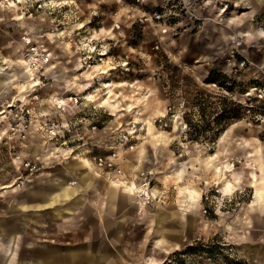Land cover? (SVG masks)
<instances>
[{
  "label": "rangeland",
  "instance_id": "1",
  "mask_svg": "<svg viewBox=\"0 0 264 264\" xmlns=\"http://www.w3.org/2000/svg\"><path fill=\"white\" fill-rule=\"evenodd\" d=\"M165 2L161 35L142 15ZM249 6L0 0V264L12 231L15 264H259L264 206L245 208L250 180L264 178V97L254 92L264 67L253 63L264 42ZM51 124L63 127L54 143ZM112 154L115 171L96 165ZM83 161L99 180L64 220L33 232L25 202ZM117 180L133 199L110 195Z\"/></svg>",
  "mask_w": 264,
  "mask_h": 264
},
{
  "label": "crops",
  "instance_id": "2",
  "mask_svg": "<svg viewBox=\"0 0 264 264\" xmlns=\"http://www.w3.org/2000/svg\"><path fill=\"white\" fill-rule=\"evenodd\" d=\"M244 2L248 3L250 6L247 8L249 11L247 12L246 16L252 15L259 16L260 23L257 25L258 29L257 31H254L253 35L257 38L258 45L261 46L264 42V37L261 36V32H264V0H222V3L224 5H241ZM242 9H240L241 11ZM247 18V17H246ZM246 18L244 20H246ZM257 18V19H258ZM264 36V35H263ZM249 60L252 59L250 56L248 58ZM255 65H258V67L262 66L264 67V61H253ZM1 85V84H0ZM68 158V157H67ZM87 161H83L82 169L75 170H69L66 175L64 173L60 174L58 177H55L52 179L54 182L50 186L47 187L46 190H43L40 195V201H32V202H25V206H23L22 210L27 208H31V216L28 219L29 222H32L31 229L33 232L41 233V226L48 225L51 222L59 223L62 220L65 219L66 214L71 213L76 209V203L79 199H83L84 194H82L83 189H86L88 186L95 183V181H98L100 176L98 173L92 171L87 167L86 164ZM260 174L261 176L264 175V168H260ZM230 174V173H229ZM71 177L70 179L68 177ZM231 176V175H230ZM232 178L237 177L235 176V173L232 172ZM264 178H258L255 180L256 183L253 182V180H250L251 187L254 188V200L250 205H248L245 208V214H247L249 211L254 212L259 208V206H264V194L262 189L264 190ZM237 180H235L234 184ZM119 182H124L122 180H117L114 182H110L108 184L109 193L111 196L115 197L118 194H121L124 197H128L133 199L134 195L130 192H127L125 190H120L116 184ZM258 182V183H257ZM126 183V182H124ZM128 184V183H126ZM12 185H6L2 186L3 188H10ZM235 185H233L234 188ZM228 188V187H227ZM257 188V189H255ZM257 191H260L259 196H261V199L258 198ZM249 210V211H248ZM65 214V215H64ZM246 216V215H245ZM246 220V219H245ZM25 222L24 224H26ZM23 224V225H24ZM24 225V226H25ZM60 225L59 229L61 230V233L63 231V228ZM17 233L12 231L9 235V242L7 245V248L5 250V259L3 264H15V241L17 239ZM48 249H44L42 254L46 253ZM253 256L255 257L257 255V260L259 261V264H264V254L261 255V257L256 254L255 251L252 252ZM244 256H248V253H244ZM260 257V258H259ZM58 264H65L63 260H60Z\"/></svg>",
  "mask_w": 264,
  "mask_h": 264
},
{
  "label": "built area",
  "instance_id": "3",
  "mask_svg": "<svg viewBox=\"0 0 264 264\" xmlns=\"http://www.w3.org/2000/svg\"><path fill=\"white\" fill-rule=\"evenodd\" d=\"M134 1H135L136 6H138L142 3V0H134ZM169 10L170 9H168V2H165L162 5H160L159 11H155V12H153L151 14H147V15L143 14L142 19L144 21H148L149 23H151L155 28H158V31L161 35H165L168 33V29H169L167 19H166V17H167L166 15L168 14ZM114 27L119 28V24L115 23ZM243 43H244V41L242 38L237 39L235 42V45H234L235 49L240 48L243 45ZM35 52L36 51H32V53L29 54V57L31 59L34 58V57H32V55L36 54ZM41 56H42V58L44 57V55H41ZM35 60H37V59H35ZM44 62H46V60ZM245 62H246L245 59H243V61L240 62L242 67L245 65ZM32 64H33V62H32ZM254 92H256L258 98L263 99V97H264V82L262 84H260L257 88H255ZM28 114H29L28 111H26V115H28ZM11 116L12 115L9 114L7 120L11 119L12 118ZM19 125H21V124H19ZM18 126H17V123L13 122V124H10L9 127H10V130L12 132H17V130H19V129H17ZM62 130H63V127L60 128L58 125H54V124L49 125L45 129L46 142L54 143V141L58 137V134L60 132H62ZM114 158H116V154H112L109 157H107L106 159L105 158L104 159L98 158L96 161V165L98 167H105L106 169L115 171V161H114L115 159ZM25 168L27 170H29L30 172H32V171L37 170V165L34 163H31V162H27V163H25ZM116 173L119 174L120 172L117 171ZM230 204H232V202L229 203V205ZM232 210L235 211L236 210L235 207H233Z\"/></svg>",
  "mask_w": 264,
  "mask_h": 264
},
{
  "label": "bare ground",
  "instance_id": "4",
  "mask_svg": "<svg viewBox=\"0 0 264 264\" xmlns=\"http://www.w3.org/2000/svg\"><path fill=\"white\" fill-rule=\"evenodd\" d=\"M31 74H33V72H31ZM3 81H4V80H3ZM4 113H6V112L0 110V116H2ZM225 166L228 167L227 170H226ZM223 167H224L225 171L228 172V173L233 171L232 166H230L229 164H226V165H224ZM134 187H135L134 184H132L131 187H129V189L134 190V189H135ZM228 188H230V186H229ZM138 189L140 190V192H139L138 194H141V193H142L143 195H146V192H145L144 189H140V188H138ZM129 191H130V190H129ZM134 191H135V190H134ZM222 194H223V196H224V195H229V194H231V193H222ZM188 195H189V197H190L191 199H193V195H192L190 192H189ZM258 195H259V193H258ZM259 199H261V196H259ZM253 200H254V196H253Z\"/></svg>",
  "mask_w": 264,
  "mask_h": 264
}]
</instances>
